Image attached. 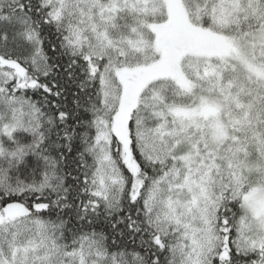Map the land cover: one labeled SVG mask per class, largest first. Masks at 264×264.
I'll list each match as a JSON object with an SVG mask.
<instances>
[{"label": "snow or ice", "instance_id": "snow-or-ice-1", "mask_svg": "<svg viewBox=\"0 0 264 264\" xmlns=\"http://www.w3.org/2000/svg\"><path fill=\"white\" fill-rule=\"evenodd\" d=\"M0 264H264V0H0Z\"/></svg>", "mask_w": 264, "mask_h": 264}]
</instances>
